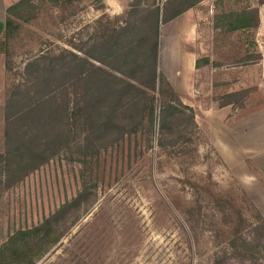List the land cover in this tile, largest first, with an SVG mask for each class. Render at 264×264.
I'll list each match as a JSON object with an SVG mask.
<instances>
[{
  "label": "rangeland",
  "instance_id": "rangeland-1",
  "mask_svg": "<svg viewBox=\"0 0 264 264\" xmlns=\"http://www.w3.org/2000/svg\"><path fill=\"white\" fill-rule=\"evenodd\" d=\"M153 1L119 0L117 15L103 0H33L12 16L14 33L0 39V154L9 147L10 97L20 100L18 109L55 89L54 103L70 100L73 119L65 137L27 117L8 128L22 142L16 151L34 137L40 143L34 160L15 157L19 165L0 171V248L21 228L56 212L58 220L50 242H36L29 252L33 237L18 236L0 264H28L33 257L35 264H264V0L194 6L199 52L209 61L184 102L194 111L162 117L161 104L170 97L164 84L153 131L143 121L134 133H97L96 119L83 126L84 81L73 78L69 91L56 90L61 71L54 70L55 57L65 49L82 55L85 40L114 31L121 21L129 22L123 38L131 37ZM168 4L169 11L177 2ZM64 55L78 70L70 62L75 58ZM38 57L47 71L29 76L27 64ZM29 163L38 166L24 175ZM64 205L68 210L60 211Z\"/></svg>",
  "mask_w": 264,
  "mask_h": 264
},
{
  "label": "trees",
  "instance_id": "trees-1",
  "mask_svg": "<svg viewBox=\"0 0 264 264\" xmlns=\"http://www.w3.org/2000/svg\"><path fill=\"white\" fill-rule=\"evenodd\" d=\"M33 0H19L7 9V15L5 20L4 35L10 38L17 27L16 22L13 19V15L16 14L19 8L24 7L31 3ZM59 1V0H54ZM80 1V0H69ZM203 0H193L186 3L185 0H166L165 5H161V1L155 0L151 6L146 10L149 14L147 18L139 17L140 31L136 34H132L131 37L123 38L124 33L129 29L128 21H121L119 26L114 27V31L107 30L104 35L97 37V32L94 36L85 40L87 45L83 50V54L79 55L77 52L71 49H65L61 56L55 57L54 70H60V80L56 86V90L62 92L68 90L72 79H82L84 85L81 93V103L84 104L82 108L85 109V113L82 117L85 119L83 126H87L88 119H96L93 129L95 132L106 131L111 133L114 130L121 128L120 134L126 135L128 133H134L137 130V124H143V121H148L152 125V131L155 128L156 111L158 95L163 93L162 86L167 85L169 90V96L167 102H162V117L165 113L172 115L185 114L186 111H194L192 106L184 103L178 93L175 91L171 83L167 78L159 71V50H160V25L162 22H168L169 20L177 17L185 12L187 9L192 8L199 4ZM168 2H177L174 9L169 7V11L166 6ZM186 3V4H185ZM138 30V27L137 29ZM108 31H112L111 33ZM68 53L75 58L70 59V62L74 61L78 63L77 68H70L64 59V54ZM42 57V56H41ZM31 60L28 65L29 76L40 73L42 67L40 66V58ZM44 57V56H43ZM115 61L122 64L116 65ZM61 62V63H60ZM209 61L204 62L203 58L197 60V66H203L208 64ZM77 70V71H75ZM42 71H47L42 69ZM43 81H47L44 86L48 87L51 80L48 78V74H44ZM51 89L41 97L32 96L29 103L20 105L18 109L16 105L20 101L16 97L8 98L9 110L7 111V136L9 147L5 153L0 154V158L4 160V166L0 167V171L7 172L10 167L20 164L21 158L30 157L29 162L34 160L36 147L40 143L38 139L32 138L30 144L23 150L14 149L15 145H21V140L13 135L11 137L8 128L12 129V125L22 118H31L33 122H39L38 127H43L49 131V128L57 127L61 131V135L65 137L66 132L71 131V110L72 105L70 100H66L61 105L54 103V96L56 91ZM19 90H17L18 92ZM21 93V91H19ZM16 99V100H15ZM79 102V104H80ZM165 103V104H164ZM43 107L50 111L47 116L39 114V110H43ZM191 117L194 124L197 126L195 119V113L192 112ZM117 127V128H116ZM12 132V131H11ZM68 132V133H69ZM102 133V132H101ZM15 143V144H14ZM19 158L20 161H17ZM38 165H32L31 163L22 167L24 171L27 169L24 175L28 174L31 169L36 168ZM30 170V171H29ZM12 171L6 173L11 175ZM1 181V180H0ZM72 205V202L70 203ZM68 205L62 206L60 211L68 210ZM59 211V212H60ZM58 212L48 217L44 222L39 223L30 229L21 228L18 232L14 233L7 241H14L21 237H33L32 242L29 244V252H33L38 243L42 244L45 240H49L50 236L56 225H52L53 222H57ZM45 227V228H44ZM262 232H264V223L261 226ZM46 229L48 233L42 235V231ZM39 234V236H37ZM261 239V238H260ZM4 244L0 248V260L4 248L8 244ZM257 246H261V243H257ZM43 250L44 247H41ZM36 259L33 257L28 264H35Z\"/></svg>",
  "mask_w": 264,
  "mask_h": 264
},
{
  "label": "crops",
  "instance_id": "crops-1",
  "mask_svg": "<svg viewBox=\"0 0 264 264\" xmlns=\"http://www.w3.org/2000/svg\"><path fill=\"white\" fill-rule=\"evenodd\" d=\"M18 1L0 0V39L5 31L7 9ZM103 2L114 7L115 10H118L120 5L119 0H103ZM116 12L115 14L119 15L122 11ZM92 21L93 19H90L89 24ZM90 29L95 28L90 26ZM199 36V25L194 7L160 25L158 69L184 102L190 100V95L196 92L198 73L204 69V65L197 66V60L203 58L199 52L201 48L198 42Z\"/></svg>",
  "mask_w": 264,
  "mask_h": 264
}]
</instances>
